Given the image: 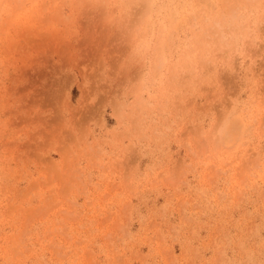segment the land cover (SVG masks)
I'll list each match as a JSON object with an SVG mask.
<instances>
[{"label": "rangeland", "instance_id": "1", "mask_svg": "<svg viewBox=\"0 0 264 264\" xmlns=\"http://www.w3.org/2000/svg\"><path fill=\"white\" fill-rule=\"evenodd\" d=\"M0 264H264V0H0Z\"/></svg>", "mask_w": 264, "mask_h": 264}]
</instances>
